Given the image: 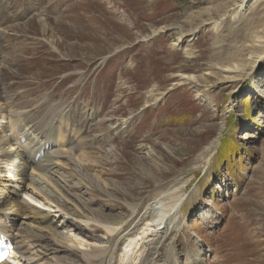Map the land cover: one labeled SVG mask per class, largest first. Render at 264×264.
I'll list each match as a JSON object with an SVG mask.
<instances>
[{"label": "rangeland", "instance_id": "1", "mask_svg": "<svg viewBox=\"0 0 264 264\" xmlns=\"http://www.w3.org/2000/svg\"><path fill=\"white\" fill-rule=\"evenodd\" d=\"M0 58V93L39 119L58 118L50 109L60 106L81 132L80 167L114 187L112 196L82 187L105 220L125 221L133 205L177 192L180 225L157 256L264 264V0H0ZM54 210L61 229L70 219ZM85 231L97 237H79L82 251L107 246Z\"/></svg>", "mask_w": 264, "mask_h": 264}, {"label": "bare ground", "instance_id": "2", "mask_svg": "<svg viewBox=\"0 0 264 264\" xmlns=\"http://www.w3.org/2000/svg\"><path fill=\"white\" fill-rule=\"evenodd\" d=\"M179 46L178 42L172 44V47ZM262 59L260 56L253 63L255 68L259 64L257 61ZM222 71L237 72L234 67ZM181 76L190 84L200 83L192 75ZM234 79L223 77L226 82ZM152 96L155 93L150 90L148 97ZM14 101L11 95L0 96V232L16 244L17 264H179L174 250L171 252L173 256H157L158 247L172 242L174 228L180 225L184 200L177 192L155 196L145 209L144 205H133L125 221L105 220L103 206L93 208L94 202L82 193V187L87 184L96 186L112 196L109 187L113 186L99 177L89 176L80 167L81 163H87L84 151L87 143L80 139L81 132L70 123L65 110L51 105L50 112L59 114L58 118L48 120L46 115L39 119L34 107H24ZM107 118L100 122H109L111 129L118 133V127ZM130 119L122 120L121 124L127 127ZM75 150L78 154L72 153ZM148 153L151 155V151ZM153 169L147 164L141 170L152 175ZM16 176H20V184L15 182ZM22 195L39 205L22 199ZM49 208L55 209L63 220L69 217L62 230L51 217ZM200 214L207 220L213 215L202 209ZM72 228L76 231L75 237L63 232ZM85 230L102 235L107 246L82 251L88 245L79 237L87 240L97 237ZM53 251L67 256H52ZM76 251L82 256H72ZM51 259L52 263H49Z\"/></svg>", "mask_w": 264, "mask_h": 264}, {"label": "trees", "instance_id": "3", "mask_svg": "<svg viewBox=\"0 0 264 264\" xmlns=\"http://www.w3.org/2000/svg\"><path fill=\"white\" fill-rule=\"evenodd\" d=\"M220 155H221V157H222L223 159L226 158V153H225V152L220 153Z\"/></svg>", "mask_w": 264, "mask_h": 264}]
</instances>
